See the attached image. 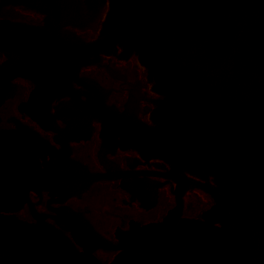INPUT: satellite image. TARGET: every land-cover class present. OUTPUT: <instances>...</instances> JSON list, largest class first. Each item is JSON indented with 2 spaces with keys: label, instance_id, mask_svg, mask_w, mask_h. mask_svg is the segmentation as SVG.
Masks as SVG:
<instances>
[{
  "label": "water",
  "instance_id": "1",
  "mask_svg": "<svg viewBox=\"0 0 264 264\" xmlns=\"http://www.w3.org/2000/svg\"><path fill=\"white\" fill-rule=\"evenodd\" d=\"M104 1L0 0V210L36 223L0 216V264H264V0H108L95 40L60 29ZM113 132L174 173L121 172Z\"/></svg>",
  "mask_w": 264,
  "mask_h": 264
},
{
  "label": "flooded vegetation",
  "instance_id": "2",
  "mask_svg": "<svg viewBox=\"0 0 264 264\" xmlns=\"http://www.w3.org/2000/svg\"><path fill=\"white\" fill-rule=\"evenodd\" d=\"M87 0H80V4L84 3ZM109 11V3L108 0H105L101 9L99 10L97 19L94 20V28L92 27H86L83 29H80L77 26H73L70 23H67L66 26H60V29L62 31H67L72 33L75 37H78L79 39L89 42L93 41L97 38L99 32L102 29V25L105 21L106 15ZM69 75V74H68ZM69 85L73 90H81L83 87L82 85L77 84L72 77L69 75L68 78ZM71 99V96L64 93L61 96H54L52 100L49 103V113L53 115L55 113L54 107L58 106L62 102H68ZM80 101V104L87 103L88 100L84 96V94L78 95L77 98ZM80 106H74L73 109L79 108ZM92 112H96L93 108L91 109ZM52 119L55 121V123L58 125V127L61 130H65L68 126V122H65L61 118L52 116ZM114 137L118 140V144L116 145V150L114 154L111 153L110 149H108L106 153V157L111 163H118V169L121 172H136V171H149V172H158V173H174V171L171 169V166L166 163L164 160L154 157L153 155H150L149 158H144L143 154H141L136 148H133L129 144V139L124 138L127 148L126 149H120L122 147V139L121 135L118 133L113 132ZM4 175L0 174V178ZM184 177L187 179H191L193 181L199 182L201 184H206L205 180L198 179L197 177L190 175L189 173L185 172ZM209 184L214 185L212 178L207 179ZM47 182L53 183V176L51 173H48L47 176ZM27 196L30 199L31 203H34L39 200L38 194L31 189L26 190ZM39 193L41 194V201L38 204L34 205L35 210L39 215H49V216H57L58 213L50 210L47 207V201L50 199H57L60 198V196H53L50 197L48 194L50 191H43L39 190ZM213 205V199L211 196L203 191L200 188H186L181 195V214L180 216L182 218L187 219H196L201 220L202 214L208 211L211 206ZM0 216L6 217V218H15L23 223H26L28 225H35L34 218L24 203L22 201L19 208L12 211H3L0 210ZM61 220V217L59 218Z\"/></svg>",
  "mask_w": 264,
  "mask_h": 264
}]
</instances>
